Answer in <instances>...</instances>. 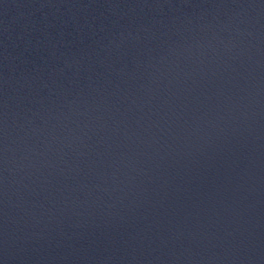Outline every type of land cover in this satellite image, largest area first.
<instances>
[{
  "label": "water",
  "instance_id": "95a60500",
  "mask_svg": "<svg viewBox=\"0 0 264 264\" xmlns=\"http://www.w3.org/2000/svg\"><path fill=\"white\" fill-rule=\"evenodd\" d=\"M7 264H264V0H37Z\"/></svg>",
  "mask_w": 264,
  "mask_h": 264
}]
</instances>
